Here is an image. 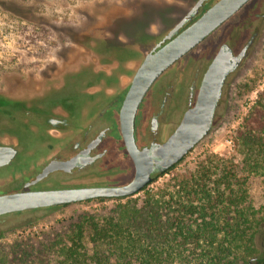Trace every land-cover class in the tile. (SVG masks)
<instances>
[{
  "label": "rangeland",
  "instance_id": "374dc122",
  "mask_svg": "<svg viewBox=\"0 0 264 264\" xmlns=\"http://www.w3.org/2000/svg\"><path fill=\"white\" fill-rule=\"evenodd\" d=\"M196 1L0 0V98L27 109H38L41 98L55 97L65 89H78L82 83L90 82L93 73L113 76L118 71L121 92L130 85L145 54ZM217 1L211 0L209 5ZM254 33L248 55L225 81L211 131L170 174L145 187V192L121 200H92L1 216L0 248L23 239L42 240L61 227L67 229L85 219L104 220L117 215L116 211L123 205L131 207L135 203L139 207L145 193L155 194L156 198L165 195L164 199L172 195L173 201H185L184 194L177 193L176 185L205 160L212 165L233 162L239 168L238 176L244 177L236 137L237 130L252 112L258 94L264 90V0H252L164 72L146 94L136 115L139 144L146 137L158 142L166 140L187 110L191 92L194 104L201 78L219 46L235 43L233 50L237 52ZM133 53H138L135 60L118 65ZM99 89L95 87L94 91ZM115 89L109 92L115 95L118 93ZM95 103L96 100L86 102L82 114L88 113ZM151 116L159 120L155 133L148 120ZM108 162L110 167L121 165L113 151L108 154ZM128 177L126 173L120 178ZM244 188L248 202L255 209L262 207L263 178L249 176ZM258 245L259 251H264L263 241ZM174 264L185 262L182 258Z\"/></svg>",
  "mask_w": 264,
  "mask_h": 264
},
{
  "label": "trees",
  "instance_id": "16d2710c",
  "mask_svg": "<svg viewBox=\"0 0 264 264\" xmlns=\"http://www.w3.org/2000/svg\"><path fill=\"white\" fill-rule=\"evenodd\" d=\"M236 139L244 177L233 162L205 160L176 185L185 201L145 193L139 207L123 205L104 220L85 219L42 240L2 246L0 264H174L182 258L185 264H247L252 258L264 264L258 245L264 243V204L255 209L244 188L252 175L264 182V90ZM176 166L157 172L149 185Z\"/></svg>",
  "mask_w": 264,
  "mask_h": 264
},
{
  "label": "flooded vegetation",
  "instance_id": "af4514ba",
  "mask_svg": "<svg viewBox=\"0 0 264 264\" xmlns=\"http://www.w3.org/2000/svg\"><path fill=\"white\" fill-rule=\"evenodd\" d=\"M210 1L203 2L198 13L188 20L185 27L198 19L213 5H209ZM251 1L224 24L235 17ZM256 33L248 38L237 52L233 50L235 43L231 45L223 43L218 50L225 47L234 56L244 52L243 62L254 43ZM137 55L138 53H133L117 64L121 65L125 61L135 60ZM117 73L113 76L104 72L93 73L90 82L82 83L78 89H65L62 94L55 95V97L41 98V106L38 109H27L22 104L0 98V196L63 189L114 188L124 186L132 180L134 167L125 150L119 128V110L129 86L120 92V73L119 71ZM95 87L100 89L94 91ZM112 89L118 93L111 94L109 91ZM191 89L193 91V87ZM189 95L187 109L193 105V92ZM94 100L97 104L92 105L90 111L88 110V113L83 115L82 106L86 105V102ZM95 107L96 110L93 111ZM148 120L152 133H155L159 124L158 118L151 116ZM137 126L138 121L136 123L135 120L134 137L139 149L148 148L152 153L158 145L167 140L158 142L153 138L146 137L143 144H139ZM110 151H113L115 158L121 162L120 167L109 166L108 154ZM10 155H12L11 158ZM52 161L72 162L73 164L69 170L54 171L41 181L26 188L25 185L34 181ZM128 171L130 172L128 173ZM161 171L163 170L156 166L152 177ZM126 173L129 177L121 179L120 177ZM52 182L63 185L57 187L51 184Z\"/></svg>",
  "mask_w": 264,
  "mask_h": 264
},
{
  "label": "water",
  "instance_id": "95a60500",
  "mask_svg": "<svg viewBox=\"0 0 264 264\" xmlns=\"http://www.w3.org/2000/svg\"><path fill=\"white\" fill-rule=\"evenodd\" d=\"M204 1L198 0L173 29L145 55L131 79L119 110V128L125 150L133 163L132 180L124 186L114 188L63 189L3 195L0 196V217L97 199L132 197L151 183L156 166L163 171L175 166L209 134L225 81L241 64L244 52L234 56L225 47L218 50L201 78L194 104L184 112L175 131L152 153L148 148L139 149L134 137L139 106L152 85L166 70L202 43L251 0H218L198 19L185 27L188 20L198 13ZM72 164L52 161L25 187L36 184L54 171H67L72 168ZM256 260L257 258H252L247 264H256Z\"/></svg>",
  "mask_w": 264,
  "mask_h": 264
}]
</instances>
